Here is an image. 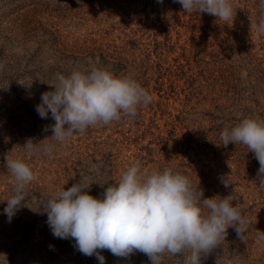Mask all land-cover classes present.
Wrapping results in <instances>:
<instances>
[{
  "label": "rangeland",
  "instance_id": "374dc122",
  "mask_svg": "<svg viewBox=\"0 0 264 264\" xmlns=\"http://www.w3.org/2000/svg\"><path fill=\"white\" fill-rule=\"evenodd\" d=\"M231 3L232 19L223 21L173 0H0V264H100L71 238L53 236L42 202L81 179L101 198L134 163L145 173L170 168L187 176L202 198L233 195L248 222L245 242L230 227L201 264H264L259 163L246 146L220 139L244 118L264 120V34L251 27L264 9L260 0ZM92 66L131 76L152 102L135 118L90 126L63 144L51 140V128L44 131L55 124L51 113L42 119L36 111L41 94L54 91L57 73ZM29 138H50L53 154L28 153ZM7 155L37 177L11 222L3 211L14 195ZM98 251L104 264H151L140 252ZM189 254L166 253L162 264H184Z\"/></svg>",
  "mask_w": 264,
  "mask_h": 264
},
{
  "label": "clouds",
  "instance_id": "9594fccd",
  "mask_svg": "<svg viewBox=\"0 0 264 264\" xmlns=\"http://www.w3.org/2000/svg\"><path fill=\"white\" fill-rule=\"evenodd\" d=\"M162 3V0H158ZM187 12L199 11L232 19L231 0H173ZM264 9V0H260ZM264 34V18L251 25ZM54 91L41 94L36 111L42 119L51 113L55 124L51 140L66 143L74 134L84 133L90 126L108 125L123 116L135 118L138 107H147L153 97L131 76H116L105 68L92 66L88 71L73 70L69 75L56 74ZM67 126V127H65ZM45 138L35 143L27 139L23 146L33 155L51 156L55 145ZM222 145L242 144L254 153L259 163L257 178L264 188V120L244 118L231 129L225 127L220 135ZM6 168L14 179V195L7 199L4 214L11 222L27 196L26 187L37 179L23 160L9 159ZM224 187L230 183L222 180ZM91 184L80 182L64 188L45 199L43 211L54 237L74 240V247L100 264L105 258L98 250L128 258L135 252L146 255L151 264H162L164 254H190L184 264H201V255L209 253L225 240L232 227L245 242L248 230L246 217L233 195L202 198L203 192L193 188L187 176L170 168L142 172L132 164L119 181L105 189L101 198L88 194ZM257 241L264 245V232L257 231Z\"/></svg>",
  "mask_w": 264,
  "mask_h": 264
}]
</instances>
